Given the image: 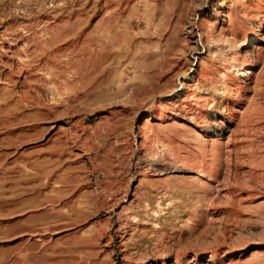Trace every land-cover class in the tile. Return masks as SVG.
Segmentation results:
<instances>
[{"label": "rangeland", "instance_id": "rangeland-1", "mask_svg": "<svg viewBox=\"0 0 264 264\" xmlns=\"http://www.w3.org/2000/svg\"><path fill=\"white\" fill-rule=\"evenodd\" d=\"M0 264H264V0H0Z\"/></svg>", "mask_w": 264, "mask_h": 264}]
</instances>
